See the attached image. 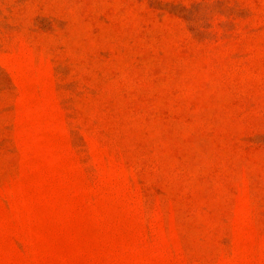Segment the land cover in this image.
Segmentation results:
<instances>
[{
	"label": "rangeland",
	"instance_id": "374dc122",
	"mask_svg": "<svg viewBox=\"0 0 264 264\" xmlns=\"http://www.w3.org/2000/svg\"><path fill=\"white\" fill-rule=\"evenodd\" d=\"M0 264H264V0H0Z\"/></svg>",
	"mask_w": 264,
	"mask_h": 264
}]
</instances>
